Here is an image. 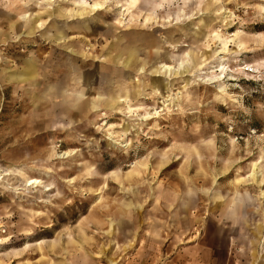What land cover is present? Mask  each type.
Returning a JSON list of instances; mask_svg holds the SVG:
<instances>
[{"label":"rangeland","instance_id":"1","mask_svg":"<svg viewBox=\"0 0 264 264\" xmlns=\"http://www.w3.org/2000/svg\"><path fill=\"white\" fill-rule=\"evenodd\" d=\"M36 1L25 11L44 29L28 42L23 11L0 0V74L27 62L41 74L16 91L0 81V264H264V0ZM95 2L82 17L91 29L74 27L70 13ZM68 42L89 56L81 88L103 95L96 111L62 114L67 68L47 72L67 65L57 50ZM161 64L176 74L154 77Z\"/></svg>","mask_w":264,"mask_h":264},{"label":"bare ground","instance_id":"2","mask_svg":"<svg viewBox=\"0 0 264 264\" xmlns=\"http://www.w3.org/2000/svg\"><path fill=\"white\" fill-rule=\"evenodd\" d=\"M48 2V1H47ZM138 0H131V3L132 5H138V8L140 7V4H137ZM104 3V2H103ZM31 4H40L38 3L37 1L36 2H32V0H7V4H6V9H8V11H11L12 13H16L20 10L23 11V15L20 19L22 21H24V27L26 28V32H24L23 34V38H27L28 42L33 39V38H36V32L37 30L40 31L41 29H44L42 28L43 26V22L40 21L41 19L40 18H34V19H31L30 15H28V13H26L25 9H27ZM49 4V2H48ZM105 4V3H104ZM101 6L100 3L98 2H95L90 11L87 12V11H84V10H80V9H76V10H73L71 13H70V17H73L72 20V23L75 22L74 24V27H76L77 25H83L85 30H90L88 28L89 27V22L84 20L85 18H82V17H85V16H88V14L92 11H95V10H98ZM47 9V8H46ZM53 12L49 13L50 17L51 16H60V17H63L64 15L62 13H59V12H56L54 10H52ZM25 12V13H24ZM19 19V20H20ZM52 19H55V18H52ZM52 21V20H51ZM56 21H59V20H56ZM77 21H80V22H77ZM51 23V22H50ZM50 25V24H49ZM55 30L59 33L58 36H61L63 37V32L58 30L55 26H58V24L55 22L54 25H52ZM51 26V27H52ZM144 26V25H143ZM125 31H128V30H125ZM133 31H137V30H133ZM58 36H55L56 39H57V44L58 46H60L61 48V45L62 43H66V40L65 39H58L57 37ZM132 37L133 38H136L137 40V37H138V33H132ZM213 38L216 37V39H218L219 41L222 42L223 44V48L225 49L226 48V42L223 40V37L220 33H216L213 34V36H211ZM37 41V38L35 40V42ZM80 41V40H78ZM15 42H20V39H16ZM83 43H85V41H82ZM67 44V43H66ZM89 44V43H87ZM64 45V44H63ZM173 46V50L174 51H179V49L183 46L180 47V44L178 43H175V45H172ZM57 51H60V54L59 55H62V54H65L63 58H65L68 63L67 65H52L49 72H47L48 74V78L49 79H52L54 77H59V75L57 74H60L61 71L63 70L64 66L67 68V69H64L65 70V75L66 77L68 78L69 82L67 83V86H69L70 88V92H68L67 90L65 91V99L66 101L63 102V110H62V114H67V116H70L72 115L73 111L71 110L72 108H78L81 109V110H84L86 111V113H89V112H92V111H96L99 109V107H101V104H100V100L102 99L103 95L99 94L98 96H93L91 98H87L86 100L83 99L84 97V89L81 88V84H82V81H83V77L81 76V69L83 67H86L87 64H89L91 61L88 59V55H85L83 53H81L80 49H78V45L74 42H68V45H65L62 47V49H58ZM136 50H134V48H132L131 50V58L129 57L126 61L123 62V67L124 68H130L132 65H134V56L136 54L135 52ZM220 54V53H219ZM189 53H186V56L189 58ZM208 58L206 59H203L202 60V65L199 66L204 68V67H207L209 65V63L207 62ZM107 62L108 61H111V58H109V60L107 59L106 60ZM109 63V62H108ZM204 63V64H203ZM91 64L87 65V66H90ZM25 68H23L22 70L20 71H17L16 73H12V72H5V70H2V73L0 74L1 75V79L0 81L2 83H8V84H11V85H16V89L15 91L17 90L18 88V84L19 83H30L34 78H36L37 76H40V72L39 70L37 69L35 63L31 62H27L25 64ZM181 68V66H180ZM45 71H43L44 73L46 72V68H44ZM144 68L140 69V74H143L141 73V71H143ZM186 72H190L189 69H185ZM156 75L154 77H157L159 74H164L165 76H168V77H171L173 75L176 74V68L173 67V66H170V65H166V64H161V66L158 68V69H155L153 71ZM178 74V73H177ZM190 76V75H188ZM159 82L155 81V84L159 86L158 84ZM49 93H54V89L51 88V89H48ZM119 94L117 95H113L111 96V98H109V100L107 102H104V106L105 107H108V108H111V109H116V104L117 102H119V100L121 98H123L124 100L127 99V97L129 96V94L131 93L130 91H124V92H118ZM137 94V95H140L141 93L138 92V91H134L133 94ZM123 95V96H121ZM35 101V100H34ZM154 102V100H153ZM22 103V102H20ZM73 115H76L75 113H73ZM33 127H36L34 126L32 123H30V125L26 128V130H31L33 129ZM18 128V132H21L23 130V128H20V127H17ZM129 131V128L127 127L126 129H124V132L123 133H128ZM133 131V129L131 128V132ZM127 135V134H126ZM19 138H23V136H19ZM117 141V142H116ZM114 143H113V148H116L117 147H120V148H125L126 146H123L121 145V143L116 140ZM119 142V143H118ZM157 144L159 145H163L165 142L163 141H158L156 142ZM121 145V146H120ZM112 148V147H111ZM127 156L129 155V152L127 151L125 153ZM236 154H240V153H236ZM64 156L67 155V153L63 154ZM172 155V154H171ZM107 154L106 153H103V157H106ZM69 157V156H67ZM172 158V156H161V157H158L157 160L162 163V164H167L169 162V160ZM181 158H177L175 161H179ZM124 160H120L119 161V166L122 167L123 164H124ZM232 164L230 163L229 165H226L225 166V169H228L230 168ZM72 166H75L76 165H72ZM103 166L102 169H105L108 164L106 165H101ZM78 170V168H77ZM49 173V172H48ZM228 172H225V175H227ZM21 175H25V174H22ZM91 175V174H89ZM183 175H178V178H182ZM104 179V178H103ZM137 180V179H136ZM63 184H66L69 189H70V192H72L71 195H74L76 196L78 193L80 192H77V190H75V185H77V182H72L71 180H64L62 181ZM28 184L32 185V186H41L42 183L41 181H39L38 179H30L28 180ZM45 188V191L46 192H49L52 190L51 188V185H47V186H44ZM143 190V188H142ZM76 191V192H75ZM154 193V192H153ZM101 194V191L100 190H96L94 192L93 195H91V198L93 199L94 197L98 196ZM47 220V218H46ZM59 226L58 225H51L49 226V229L48 228H45L44 230H40L38 234H28L26 235V237L21 240V241H16L15 243H12L11 245H21L24 241L26 240H29V239H32V238H35V237H38V236H46V237H50L52 236L54 230L58 229ZM215 242V240H214ZM225 242L224 239H221L220 240V245L223 244ZM195 256H193L194 258Z\"/></svg>","mask_w":264,"mask_h":264}]
</instances>
